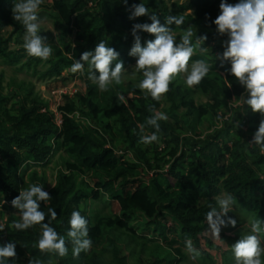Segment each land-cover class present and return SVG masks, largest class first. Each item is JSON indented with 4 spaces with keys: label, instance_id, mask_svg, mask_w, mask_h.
Masks as SVG:
<instances>
[{
    "label": "trees",
    "instance_id": "16d2710c",
    "mask_svg": "<svg viewBox=\"0 0 264 264\" xmlns=\"http://www.w3.org/2000/svg\"><path fill=\"white\" fill-rule=\"evenodd\" d=\"M90 1L51 0L46 5L44 9L47 10L41 13L53 19L58 38L55 42L51 41L52 37L47 38L53 53L49 59L42 60L26 55L24 48H8L12 36L24 33L25 28L13 18L12 8L18 0H0V59L8 65L32 70L43 61L47 65L43 76L60 77L64 70L70 71V66L84 51H94L96 44L104 41L119 52L118 60L126 68L135 58L129 55L134 44L133 25L151 23L148 16L129 19L132 6L143 3L150 14L158 16L162 25L169 15L184 17L183 24L169 25L172 32L178 34L177 42L188 28L194 33V45L199 36L207 35L208 39L196 48L189 63L210 62L208 75L193 87L207 96L208 102L196 104L191 89L186 90L188 88L176 80L172 81L166 94L169 119L159 121L157 133L167 147L161 154L162 149L158 151L153 142L149 144L151 148L140 142L142 135L156 131L146 121L153 114L149 106L160 110L161 100H153L136 86L124 90L116 84L107 91H100L88 79L87 64L83 74H76L84 79L86 93L79 94L78 101L66 97L59 104V124L52 112L42 111L45 103L30 90L11 108L4 106L6 97L0 95V203L4 201L0 224L5 225L0 231V246L15 242L17 252L16 259L7 260L6 264H29L30 258L39 259L42 264H106L98 250L103 239L108 241L107 251L113 264H127L115 238L109 237L111 232L116 233L117 239V233L130 232V241L137 235L143 241L167 248L179 244L173 247L177 257L167 252L166 258L171 264L183 261L181 246L187 248L186 242L191 240L200 260L211 262L207 249L214 243L209 237L206 216L216 207L219 195L232 196L253 213L254 220H264V151L261 146L241 145L240 140L229 143V132L220 130L215 137L186 145V149L180 151L184 133L200 135L199 127L205 118L216 115L224 105L228 107L233 97L236 100L244 94L246 98L245 89L228 71L230 63L224 62L221 66L217 59L216 52L222 53L224 47L218 42L221 35L216 32L213 21L220 13L221 0H184L182 3L178 0H169V3L165 0H127V4L123 0H94L95 5L89 6ZM227 2L235 4L238 0ZM8 27H13V32L3 39L1 33ZM138 35L142 46L155 39L142 31ZM210 43L213 48L207 60V54L200 49ZM129 93L133 94L132 98ZM120 95L125 97L124 101L119 100ZM245 106L237 107L244 113L238 129L241 138L245 131L253 135L262 119L259 113ZM77 110L85 121L75 119ZM219 117L222 115L217 119ZM138 124L145 125L143 133ZM120 146L133 152L138 160L131 162L122 153L117 154L115 149ZM60 151L65 154L63 169L58 172L54 187L47 188L43 176L36 170H28L32 165H46ZM85 175H89L90 182L83 179ZM31 184L42 185L52 198L47 206L40 202L41 210L46 213L45 222L65 237L68 253L64 257L41 253L36 247L41 235L39 225L25 231L12 227L13 221L20 217L11 201ZM49 206L57 213L55 220L47 215ZM112 206H116L117 211ZM102 208H108L109 212L102 213ZM3 210L9 212L5 218ZM74 210L88 220L92 240L90 250L82 251L78 258L73 257V245L67 237ZM167 220H171V227L166 225ZM220 234L224 232L221 230Z\"/></svg>",
    "mask_w": 264,
    "mask_h": 264
},
{
    "label": "clouds",
    "instance_id": "9594fccd",
    "mask_svg": "<svg viewBox=\"0 0 264 264\" xmlns=\"http://www.w3.org/2000/svg\"><path fill=\"white\" fill-rule=\"evenodd\" d=\"M123 2L127 4V0ZM42 3L43 0H18L14 3L12 12L13 18L25 28L23 48L26 53L31 57L47 60L51 57L53 49L46 42L47 38L40 34L38 12ZM219 8L220 13L213 23L216 26V32L221 36L226 35L227 40L223 43L224 51L217 54V59L221 61V66L224 62L230 63L228 71L245 89L246 98L242 94L240 100L253 113L261 115L262 119L250 143L261 146V150L264 151V0H238L235 4L221 0ZM141 16H148L151 23L133 25L134 44L129 52L130 56L137 58L136 70L142 72L143 79L138 85L139 89L159 102L170 91L172 81L181 74H186L185 84L189 88L199 85L208 75L210 66L204 60H196L191 65L189 62L196 48L208 39L207 35L199 36L194 45L192 43L194 33L191 28H188L177 42L169 25L183 24V16L169 15L165 17V24L162 25L158 16L155 13L150 14L143 3L134 4L129 19ZM141 31L153 35L155 39L148 40L142 46L141 37L138 35ZM200 51L204 52L206 49L201 48ZM119 55L115 48L100 41L96 44L94 51H84L69 70L72 73L83 74L87 64L88 79L93 81L99 90L107 91L113 83L119 85L122 82V73L125 68L123 62L118 60ZM118 98L121 101L125 99L123 95ZM149 111L153 114L146 123L156 131L151 135H142L140 142L143 144L157 141L159 139L157 133L160 131L159 121L168 119L165 113L154 106H149ZM137 127L143 133L145 125L138 124ZM51 199L42 185L31 184L20 190L19 195L11 201L12 207L18 210L20 217L18 221H13L12 227L17 231H25L39 225L41 235L36 247L41 253L64 257L68 253L65 237L51 227L50 223L45 222L46 213L41 210L40 202H45L47 206ZM234 202V198L227 195L218 200L219 210L213 208L207 213L206 220L213 238L220 239L222 226H236L237 221L227 216ZM47 215L51 220L57 218V213L51 206L48 207ZM262 223H264L262 219L253 220L250 234L241 237L231 246L235 264H264L261 259L264 256V246L259 237ZM69 224L67 237L73 245V257L78 258L82 251L87 252L92 246L88 220L79 211L74 210ZM4 229L5 225L0 224V231ZM186 246L189 253L198 255L191 240L186 242ZM16 257L15 242L0 246V264H6L7 260H15ZM29 264H42V262L39 259L30 258Z\"/></svg>",
    "mask_w": 264,
    "mask_h": 264
},
{
    "label": "rangeland",
    "instance_id": "374dc122",
    "mask_svg": "<svg viewBox=\"0 0 264 264\" xmlns=\"http://www.w3.org/2000/svg\"><path fill=\"white\" fill-rule=\"evenodd\" d=\"M50 1L51 0H43V3L40 5L43 7H40V10L38 12L41 32L40 34H43L46 38L52 37L51 41L53 40L55 42L54 39L58 38V31L54 24V21L52 18L42 15L41 13L42 11L47 10L44 8H47L46 5H49ZM165 1L169 3V0ZM178 1L182 3L184 0ZM12 32L13 27H8L5 29L4 32L1 33V36L3 39H7L11 36L10 33ZM24 34L25 32L12 36L13 41L9 43L8 48L10 50H17L19 48H23ZM173 34L177 39L178 34ZM68 39L71 41L72 37H68ZM225 40H227L226 35L220 37L218 41L220 43V46H223ZM47 43L50 44L49 41H47ZM204 48L206 49V51H204L203 53L207 54L205 55V59L208 60V55H210V53L212 52L211 50L213 48V43L208 44ZM136 59L137 58L135 57L134 61L130 63L122 73V82L118 86L124 90L127 89L129 86H136L139 89L138 85L143 79L142 72L137 71L135 68ZM23 60L24 58H22V61ZM205 62L210 64L209 61ZM191 63H189V65H191ZM46 67L47 65H44L43 61H41L36 64V70L26 68L21 69L18 65L11 66L3 62L2 59H0V95L6 97V102L4 106L11 108L14 107L15 104H19L22 101L23 97L26 96V93L30 90L34 96L38 97L41 101L45 103V108H43L42 111L49 110L54 114L55 119L57 120V117L59 116V112L57 110L58 106L59 104H62L65 101L66 97L78 101V95L86 93V84L84 82V79L81 76H77V73H72L71 71L68 72V70H64L61 73L60 77L47 78L42 74V71L45 70ZM185 76L186 74H181L174 80L182 84L184 88H188L186 90H192L190 94L196 104H204L208 102L207 96L203 95L200 91L193 89V87L189 88L185 84ZM112 85L116 84L113 83ZM129 94L128 96L132 98L133 94ZM243 107L246 108L245 104L241 106V108ZM168 108L169 102L166 100V95H164L161 99V107L159 111L165 113L169 119ZM242 110L235 108L229 114L227 107L225 105L222 106L217 111L216 115H212L204 119V122L199 127L200 135L197 136L193 132L184 133L182 135L183 143L181 145L180 151L185 150V147H187L186 145L201 143L202 141H206V139L215 137L217 132L220 130L229 132V140H227L229 141V143H231L230 141L240 140L241 145L251 144L250 141L252 140L253 135L245 131V136L243 135V137L241 138V135L238 130L241 123V119L244 116V113L241 112ZM180 112L182 113L183 111L180 110ZM221 113L222 116L228 114V119L222 120L221 117L217 119L218 115H220ZM74 117L80 122L85 121L84 116L81 112H79V110L75 112ZM153 143L154 147H157V150L161 147V154L167 150L166 145L164 144V142H162L160 138ZM148 147L151 148L149 144ZM152 150L153 149H151L150 151L152 152ZM115 152L117 154L122 153L125 158L131 162H136L138 160V157L133 152L125 150L124 147H116ZM64 155L65 154L62 151L57 152L51 157V160L46 165H32L28 172L32 169L36 170L40 176H43L45 178V186L49 188L54 184L58 172L63 169L62 157H64ZM165 168H167V166H165ZM79 179H81V177H79ZM83 179L90 182L91 178L89 177V175H85ZM225 196L227 195L221 194L217 197V200L223 199ZM234 201L235 202L232 205L231 212H229L227 216L237 221L236 226H222L221 230L224 232V235L220 234V239L213 238L210 233L209 237L214 243L211 248L207 249V252L211 255V262H208L207 260H200L201 258L199 255L196 256V254L194 253H189L186 247L181 246L184 254V259L179 264H223L225 259L226 264H235L231 246L236 243L241 237L250 234V226L254 218L253 213L249 211L243 204H241L235 199ZM2 204H4V201L0 203V210L2 209ZM112 207L114 211H117L116 206ZM215 209L219 210L218 202ZM3 212L5 218L9 214V212L6 210H3ZM108 212V208H102V213ZM166 222V225L168 227H171V220H167ZM261 229L262 231L259 233V237L261 239L262 246H264V226L261 225ZM120 233H117L118 239L115 232L109 233V237L115 238L117 245L121 248V254L126 257L127 264H150L152 262H158L159 264H171L167 261V252H170L173 258L177 257L176 253L173 252V247H179V244H174L172 248H167V246H160L161 244H157L156 242L143 241V239H139L137 235L134 236L133 241H130V232H123L122 234ZM237 234H239V236H237ZM234 238H237V240H233ZM107 245L108 241L106 239H103L100 245L98 246V250L102 254L103 260L106 264H113L110 252L107 251ZM193 256H195V258H193ZM261 259L262 261H264V256H262Z\"/></svg>",
    "mask_w": 264,
    "mask_h": 264
},
{
    "label": "built area",
    "instance_id": "2783aa9c",
    "mask_svg": "<svg viewBox=\"0 0 264 264\" xmlns=\"http://www.w3.org/2000/svg\"><path fill=\"white\" fill-rule=\"evenodd\" d=\"M95 5V1L94 0H91L90 2H89V6H94ZM216 54H218V52H216ZM241 97V96H240ZM238 106H243V102L240 100V98L239 99H233L231 102H229V104H228V107H227V110H228V112H229V114L235 109V108H237ZM220 115H222V114H220ZM228 117H229V115L228 114H225V115H223L222 116V120H227L228 119ZM57 122H58V124H59V122H60V114H59V116L57 117V120H56ZM160 150H161V147L159 148Z\"/></svg>",
    "mask_w": 264,
    "mask_h": 264
}]
</instances>
